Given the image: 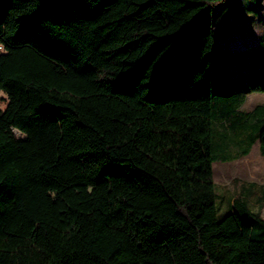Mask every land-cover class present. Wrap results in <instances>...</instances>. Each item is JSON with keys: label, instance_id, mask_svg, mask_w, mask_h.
Segmentation results:
<instances>
[{"label": "trees", "instance_id": "16d2710c", "mask_svg": "<svg viewBox=\"0 0 264 264\" xmlns=\"http://www.w3.org/2000/svg\"><path fill=\"white\" fill-rule=\"evenodd\" d=\"M233 2L0 0V264H264V185L216 202L214 163L264 157V71L215 62Z\"/></svg>", "mask_w": 264, "mask_h": 264}, {"label": "rangeland", "instance_id": "374dc122", "mask_svg": "<svg viewBox=\"0 0 264 264\" xmlns=\"http://www.w3.org/2000/svg\"><path fill=\"white\" fill-rule=\"evenodd\" d=\"M214 12L217 22L215 62L223 68L235 91H245L250 71H264V58L259 56V42L264 36V0H236ZM260 9V10H259ZM3 97H5L3 95ZM264 104V94L247 96L241 110L249 112ZM4 108V104L0 103ZM218 215L222 219L232 212V200L245 195L249 185V202L253 210H259V186L264 184V157L259 141L252 147L248 157L233 162L213 164ZM264 218V208L261 211Z\"/></svg>", "mask_w": 264, "mask_h": 264}, {"label": "crops", "instance_id": "0c3cea01", "mask_svg": "<svg viewBox=\"0 0 264 264\" xmlns=\"http://www.w3.org/2000/svg\"><path fill=\"white\" fill-rule=\"evenodd\" d=\"M257 106H258V105H257ZM257 106H256V107H257ZM249 155H250V154H249ZM249 155H248V156H249ZM248 156H246V157H248ZM263 185H264V184H263Z\"/></svg>", "mask_w": 264, "mask_h": 264}]
</instances>
